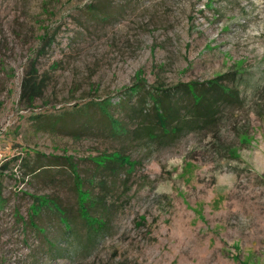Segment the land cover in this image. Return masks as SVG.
Instances as JSON below:
<instances>
[{"label":"rangeland","instance_id":"obj_1","mask_svg":"<svg viewBox=\"0 0 264 264\" xmlns=\"http://www.w3.org/2000/svg\"><path fill=\"white\" fill-rule=\"evenodd\" d=\"M213 79L163 133L148 95ZM0 190V264H264V0H0Z\"/></svg>","mask_w":264,"mask_h":264},{"label":"trees","instance_id":"obj_2","mask_svg":"<svg viewBox=\"0 0 264 264\" xmlns=\"http://www.w3.org/2000/svg\"><path fill=\"white\" fill-rule=\"evenodd\" d=\"M223 77H226V76H223ZM139 89H140L139 86L135 85V86L130 87L128 90L131 92H134V91L139 90ZM175 89L179 90L180 93L182 94V96H185L189 101V107H188L189 109L187 110V112H188L190 117H188V118L187 117L180 118L182 115H180V110H178V103L174 102L173 97L171 98V96H174L173 93H166L165 90H160V89L157 90L156 89L155 91H157V92L160 91V92H164V93H162V94H160V93L159 94H149L148 95L149 98L152 100V107H153L152 109L154 111V115H152V117H153L155 123L159 126V128H161V130H163V133H165V128H167V126H170V123H173V126H170V130H169L171 133H175V131L180 130L182 127L190 126L191 125L190 123H194L197 121L202 122L204 125L214 124V122H215L214 119L216 117V112H217V107H216L217 103L215 101H213V99H211V95H215V94L226 95L227 90H228V88H226L222 83H219V81L217 79H213V80L205 82L204 86H202V88H201V85H197L194 83H185V84L178 85ZM101 103H103V102L96 103L95 106H97V104H101ZM104 116L110 120L111 126H112V124H116V123L118 124L117 120L112 119L108 113L104 114ZM83 127L81 128V131L83 130ZM166 131H168V130H166ZM148 135L150 138H153L152 136L154 134L151 133ZM44 166H48V165L39 166L38 168L30 171L29 174L30 175H37V174L39 175L40 170ZM75 177H77V176H75ZM75 189L77 190V193H78V191H81L80 190V182H78L76 184ZM78 196L79 197L77 199H78V206H79L78 207L79 217L86 224H88V222H90V221H93L94 223L97 224V225H95V227H91L92 228L91 230H97V228L100 229L103 226V221L96 218V217H92V215L88 211L90 208H92V205L94 204L93 202H92V205L89 203L86 204L88 199L90 198L89 193H84V196H83V192H82ZM30 197L33 198L35 201L30 206L28 225H27V223H24V221H23L24 227L25 226L28 227V229L33 231L34 233H37V232H35L33 230L34 227H32V226L51 228L50 230L56 228L59 230L61 229V231L63 232V229L60 226L59 221H58L57 211L55 209H51V210L47 209V204L50 202V203L55 204L56 207H58L63 212V214H64L63 216L65 217V219H67L68 223L70 224V227L74 228V231H71V232L66 233V234H62L63 238H66L67 240H69V236H70V238L72 237V234L75 233L76 228L74 226H72V224L70 223V219L68 218L69 216L66 215V212H64L51 199H48L45 197H34L32 195ZM3 203H4V199L1 197V190H0V207L1 208H2ZM45 212H48V213L52 212L55 216V219L54 220L51 219L52 220L51 223H49L50 221L45 222V223H49V225H47V226L36 225L33 222V219L35 217L40 218L41 216H43L45 214ZM44 236H46V235H44ZM64 241H66V240H64ZM48 243L49 244L52 243L53 246L55 245V242L51 241V240H49Z\"/></svg>","mask_w":264,"mask_h":264}]
</instances>
